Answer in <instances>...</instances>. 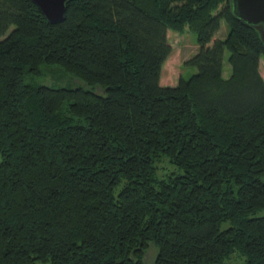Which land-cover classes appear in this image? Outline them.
Wrapping results in <instances>:
<instances>
[{
    "label": "trees",
    "instance_id": "16d2710c",
    "mask_svg": "<svg viewBox=\"0 0 264 264\" xmlns=\"http://www.w3.org/2000/svg\"><path fill=\"white\" fill-rule=\"evenodd\" d=\"M186 28L198 72L162 85ZM0 38V264H264V41L232 0H0Z\"/></svg>",
    "mask_w": 264,
    "mask_h": 264
},
{
    "label": "rangeland",
    "instance_id": "374dc122",
    "mask_svg": "<svg viewBox=\"0 0 264 264\" xmlns=\"http://www.w3.org/2000/svg\"><path fill=\"white\" fill-rule=\"evenodd\" d=\"M228 31V25L223 21L220 28V38L224 40L228 35ZM3 39L4 38H0V41ZM168 41L170 46L172 47V53L163 66L161 83L162 85L176 86L181 77H183L184 79H189L192 75H195L198 72L197 68L186 66L185 63L198 53L199 47L197 44L196 35L192 33L188 28H186L184 33L169 30ZM228 59L229 53L227 52L224 58L225 78H230L232 74V69L228 62ZM260 73L264 78V58L261 59ZM51 83L53 82L49 81V84L46 82L47 85H51ZM76 84L82 85V83H80L79 81H77ZM158 167L160 168V170H158L159 177H163L167 174L180 173L177 171L175 166L171 165L166 160H163L161 163H159ZM151 248L152 249L147 253V264H152L157 254V250L153 247Z\"/></svg>",
    "mask_w": 264,
    "mask_h": 264
},
{
    "label": "water",
    "instance_id": "95a60500",
    "mask_svg": "<svg viewBox=\"0 0 264 264\" xmlns=\"http://www.w3.org/2000/svg\"><path fill=\"white\" fill-rule=\"evenodd\" d=\"M70 0H32L51 24L64 22ZM234 15L257 29L264 41V0H232Z\"/></svg>",
    "mask_w": 264,
    "mask_h": 264
},
{
    "label": "crops",
    "instance_id": "0c3cea01",
    "mask_svg": "<svg viewBox=\"0 0 264 264\" xmlns=\"http://www.w3.org/2000/svg\"><path fill=\"white\" fill-rule=\"evenodd\" d=\"M227 34V33H226Z\"/></svg>",
    "mask_w": 264,
    "mask_h": 264
}]
</instances>
